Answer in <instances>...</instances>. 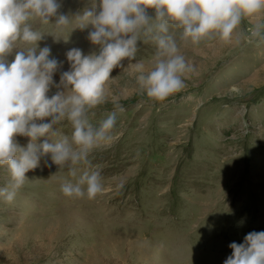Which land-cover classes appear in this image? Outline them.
Wrapping results in <instances>:
<instances>
[{
    "label": "rangeland",
    "instance_id": "rangeland-1",
    "mask_svg": "<svg viewBox=\"0 0 264 264\" xmlns=\"http://www.w3.org/2000/svg\"><path fill=\"white\" fill-rule=\"evenodd\" d=\"M98 7V0H60L67 25L57 29L56 17L29 21L42 32L37 48L47 45L63 61L54 81L69 70L67 50L98 53L87 38L91 24L74 27V15ZM257 24L264 34V11L242 17L227 42L210 35L198 43L169 24L191 70L163 101L147 97L136 80L135 65L147 71L157 50L151 34L141 32L135 57L111 70L103 102L87 114L98 127L116 111L115 98L124 109L111 130L117 138L73 165L76 176L46 154L11 202L0 199V264H223L230 242L264 231V42L246 39ZM57 90L64 91L50 87L47 95ZM53 128V141L71 139L69 121ZM28 139L14 136L21 146ZM96 169L103 192L92 199L62 194V183ZM9 181L0 166V187Z\"/></svg>",
    "mask_w": 264,
    "mask_h": 264
},
{
    "label": "clouds",
    "instance_id": "clouds-1",
    "mask_svg": "<svg viewBox=\"0 0 264 264\" xmlns=\"http://www.w3.org/2000/svg\"><path fill=\"white\" fill-rule=\"evenodd\" d=\"M99 7L85 9L74 15V27L85 28L91 24L88 40L99 46L98 53L83 54L79 48L66 51L69 70L60 72L59 81L53 74L63 64L50 56L45 45L37 48L42 32L35 30L29 21L38 18L48 23L56 17L57 29L69 23V16L58 13L60 0H0V166L7 169L10 181L0 187V199L11 202L26 179L28 170L41 166L48 154L52 163L60 168L87 163L89 153L98 147L111 144L117 137L111 134L116 112L123 111L114 98L116 111L93 127L87 114L105 96V84L114 67H120L124 58L135 57L141 32L151 34L157 50L151 67L145 71L142 63L135 65L138 86L147 97L163 101L183 87L184 74L191 70L179 54L171 35L169 24L182 28V36L198 43L202 38L214 35L227 42L242 17H254L264 11V0H98ZM154 10V16L146 9ZM155 23H150V21ZM73 27V28H74ZM257 24L246 39L264 42V34ZM66 40V39H65ZM17 41L32 45L17 48ZM18 49L11 61L8 55ZM57 90L47 95L50 87ZM44 118H50L47 122ZM67 120L73 131L71 139L56 135L53 126ZM28 137L21 146L15 135ZM39 137H45L37 143ZM44 166H50L43 160ZM62 194L68 197L94 198L104 191L100 172L85 170L75 183L61 184ZM231 254L223 264H264V231H250L241 243L230 242Z\"/></svg>",
    "mask_w": 264,
    "mask_h": 264
}]
</instances>
